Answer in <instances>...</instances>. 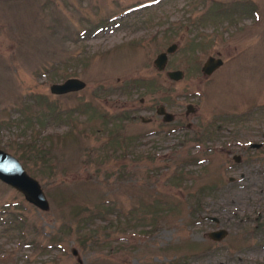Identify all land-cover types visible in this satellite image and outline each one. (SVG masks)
I'll use <instances>...</instances> for the list:
<instances>
[{
    "label": "rangeland",
    "instance_id": "1",
    "mask_svg": "<svg viewBox=\"0 0 264 264\" xmlns=\"http://www.w3.org/2000/svg\"><path fill=\"white\" fill-rule=\"evenodd\" d=\"M0 149V264H264V0H0Z\"/></svg>",
    "mask_w": 264,
    "mask_h": 264
},
{
    "label": "water",
    "instance_id": "2",
    "mask_svg": "<svg viewBox=\"0 0 264 264\" xmlns=\"http://www.w3.org/2000/svg\"><path fill=\"white\" fill-rule=\"evenodd\" d=\"M176 48L177 45L172 43L167 46L165 51L158 53L153 60L154 66L158 70H163L168 61V54L174 52ZM222 64L223 61L220 57L208 56L201 66V71L205 75H210ZM166 74L172 80H179L183 77V72L180 69L168 70ZM85 85L86 84L82 79L77 77H69L62 82L50 84L49 91L55 95H62L82 90ZM186 110L187 112H193L194 108L192 104H188L186 106ZM156 113L161 115L165 122H170L173 120V114L165 110L164 106L162 105L157 107ZM249 145L251 148H258L261 144L250 143ZM233 159L236 162H239L240 156L233 155ZM0 181L20 192L24 199L35 207L44 211L48 209L49 204L47 197L38 180L27 173L21 162L16 157L3 149H0ZM205 218L216 223L218 222V218L216 216L209 215L205 216ZM226 235L227 230L225 228L211 230L207 234V236L213 241H220ZM72 253L77 254L75 249L72 250Z\"/></svg>",
    "mask_w": 264,
    "mask_h": 264
},
{
    "label": "trees",
    "instance_id": "3",
    "mask_svg": "<svg viewBox=\"0 0 264 264\" xmlns=\"http://www.w3.org/2000/svg\"><path fill=\"white\" fill-rule=\"evenodd\" d=\"M258 148H254V149H258ZM252 230L254 231V233L255 232H259L260 230L264 231V217L263 218H259V220L253 226Z\"/></svg>",
    "mask_w": 264,
    "mask_h": 264
},
{
    "label": "flooded vegetation",
    "instance_id": "4",
    "mask_svg": "<svg viewBox=\"0 0 264 264\" xmlns=\"http://www.w3.org/2000/svg\"><path fill=\"white\" fill-rule=\"evenodd\" d=\"M168 62V61H167ZM160 106V105H159ZM163 106V105H162ZM164 108H165V106H164ZM157 109V108H156ZM166 110V109H165ZM157 114V113H156ZM159 116H161V115H159ZM161 118H162V120H163V117L161 116ZM141 119L142 120H145L143 117H141ZM164 121V120H163Z\"/></svg>",
    "mask_w": 264,
    "mask_h": 264
}]
</instances>
